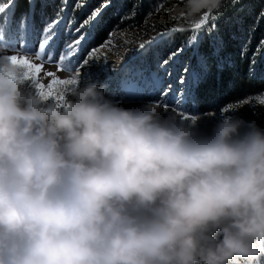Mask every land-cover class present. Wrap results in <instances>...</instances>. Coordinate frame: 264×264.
<instances>
[{
    "label": "clouds",
    "instance_id": "1",
    "mask_svg": "<svg viewBox=\"0 0 264 264\" xmlns=\"http://www.w3.org/2000/svg\"><path fill=\"white\" fill-rule=\"evenodd\" d=\"M0 264H264V126L81 79L61 106L0 59Z\"/></svg>",
    "mask_w": 264,
    "mask_h": 264
},
{
    "label": "trees",
    "instance_id": "2",
    "mask_svg": "<svg viewBox=\"0 0 264 264\" xmlns=\"http://www.w3.org/2000/svg\"><path fill=\"white\" fill-rule=\"evenodd\" d=\"M111 1L114 3L103 10L101 23L94 28L97 40H104L112 27L126 22L121 17L123 11L135 13L127 25L131 22L139 24L160 0H91L90 8H103L102 5ZM36 2L37 9L30 16L33 22L41 25L42 18L48 15V8H39V0ZM223 2L217 28L214 27L208 37L202 36L201 51L211 70L196 89L198 107L203 112L256 98L264 91V47L261 46L264 41V0ZM19 3L20 0H16L14 14L18 12ZM44 5L47 6L46 1ZM21 8L26 11V3H22ZM86 15L85 10L75 11V22L82 21Z\"/></svg>",
    "mask_w": 264,
    "mask_h": 264
},
{
    "label": "snow or ice",
    "instance_id": "3",
    "mask_svg": "<svg viewBox=\"0 0 264 264\" xmlns=\"http://www.w3.org/2000/svg\"><path fill=\"white\" fill-rule=\"evenodd\" d=\"M12 7H14V5L7 2H0V14L6 13V11H9ZM106 7L107 4L103 5V8ZM160 7H163V5L158 6L156 10L159 11ZM219 8L220 6L214 9ZM218 15L219 12L214 15L212 11L209 10L205 12L199 20L194 21L192 23L193 35L189 39L188 44H196L198 47L199 39L197 34L205 29L211 19L213 24L211 27L207 28V31L210 32L215 27V20ZM101 16L102 8H96L91 11L87 18L75 29L76 33H79V36L64 44L57 57L56 51L59 34L55 29L60 22L59 16H57L56 20L45 23L42 30L37 31L31 16L21 17V20L13 26L14 13H10L2 24L3 33H6L10 38V44L6 45V47L11 46L15 48L16 42L20 41V48L16 51V54L0 55V59L7 60L11 64L22 68L24 80L34 82L45 99H52L63 106L66 100V92L70 90L72 86H75L81 79V70L88 66L94 59L98 58L102 49L111 46L110 36L109 40L104 44L99 47H92L91 51L87 52V56L82 62L78 58L75 62L71 59L77 57V53L83 52L92 45V29L101 23ZM82 29L87 30L82 31ZM171 31H177V29H172ZM34 35L37 37L36 43H33L31 39ZM168 35V32L157 33L156 36H153L148 41L140 43L139 49L144 50L143 54L147 55L150 50L159 48L160 44L164 42L165 37ZM261 46H264V41H261ZM178 51L180 50L166 53L165 57H159L156 53H153L155 58L154 68H149L146 74L137 72L133 78L125 79L122 82V87L126 96L143 101L145 95L148 93L161 95V100L157 101L156 105L159 107L162 105L166 110L168 108V103L164 102V97H167V89L165 86L167 85V88L171 89V83L165 79L163 73H166L168 76L172 75L169 68L175 63L174 58L178 56ZM34 60L39 62H34ZM46 62L49 64L56 63L59 69L71 72L73 75L69 79H59L54 72L48 71L45 75L52 77V81L46 86L44 83H41L39 79ZM184 72H188L187 66L184 67ZM195 75L196 73L194 72L193 76ZM136 77H139V79ZM180 83L182 85L184 84V77L180 78ZM190 96L191 89L186 86L182 90L181 98L177 100V103L187 105ZM175 98L176 94L173 92V96L168 99L171 100ZM259 101L261 105H264V96L259 97ZM242 103L246 104L248 101L245 99ZM232 107H236V105L230 103L223 109L227 110ZM163 114L167 115L168 113L165 111ZM195 117L196 116H192L191 118Z\"/></svg>",
    "mask_w": 264,
    "mask_h": 264
},
{
    "label": "rangeland",
    "instance_id": "4",
    "mask_svg": "<svg viewBox=\"0 0 264 264\" xmlns=\"http://www.w3.org/2000/svg\"><path fill=\"white\" fill-rule=\"evenodd\" d=\"M44 1L47 2L46 7L44 5ZM0 2H7L9 4L14 2V7H12L9 11H6V13L2 14L1 18H0V53L2 55H4L5 51L1 47H6V45H9L10 44V38L6 33H3L2 24H3L4 19H6L10 13H13L15 11L16 0H0ZM163 2H164L163 0H160L156 4H154V6H157V4H162ZM222 2H223V0L221 1L220 6H221ZM22 3H26V7H27L26 11L23 8H21ZM39 3H40L39 8H43V9L48 8V10H47L48 15L46 17L42 18V24L41 25L36 24L34 22V24L36 25L37 31L42 30L45 23L54 21V20H56L57 16H59L60 22L57 25L55 31L57 33H59V31H62L64 33L63 38H72L71 40H74L79 36V33H76L75 29L77 27H79L80 23L84 20L83 19L82 21H80V22L78 21V23H76L74 20L75 11L85 10L86 14H87L86 15V18H87V16L90 14V12L94 10V9L90 8L91 0H39ZM113 3L114 2L111 1L109 4H107V7H111V5ZM18 5H19L18 12L16 14H14V17H13V26H15V24L21 20V17L30 16V14L32 15L34 13L35 9H37L36 0H20V3ZM77 5H80V6H77ZM102 7H103V5H102ZM28 10H30V11H28ZM103 10H105V8H102V15H103ZM208 11L209 10L205 9V10H202L200 13L191 14L190 10L188 8V5H187V0H178V2L172 3V4L165 1L163 3V7L159 8V11L157 14L153 15V12L151 10L146 15V17H147L152 12L150 14L149 18L147 19L148 20L147 23L145 25H138V26L137 25H127L129 23V21H131L130 20L131 13H129L127 10L123 11L121 17L126 22L121 21L123 23V25H117V29L119 31L117 33H115V34L113 33L111 35V46L102 49V51L100 52V55H99L101 61L106 60V61L110 62L109 63V69L112 70V73L110 72V74L108 75V73L105 72L107 70L102 69L103 68V66H102V68L100 69V71L102 72L101 76L99 78H97L96 79L97 81H95V82H98L99 84L105 86V90L111 89L112 83H115L116 86H118L120 93H123L124 89L122 87V82L125 79L133 78L134 74H135V70H137V69L132 70V68H134V67L136 68L138 65L143 70H147L148 67L150 66V65H148V61H154V56L152 57V55H153V53H156L155 52L156 50L152 49L149 51L150 54L152 53V55H151L152 58L150 57L149 54H147V55L141 56L140 58H137V59H133V56H132L131 60L127 63H121L120 64L119 62L124 61L127 58L128 54H130L131 52L140 51L139 50V44L142 42L148 41L149 39H151L154 36V34L156 36L157 33H162L165 31L172 30V29H181V30H183L181 38L186 39V37L192 36V34H193L192 23L194 21L199 20L203 16V14L205 12H208ZM211 11L214 15L217 12H219V15H220L219 9H212ZM219 15L217 16V18L215 20V25L217 24L218 20L220 19ZM101 18H102V16H101ZM212 24H213V21L210 19L208 22V25L212 26ZM73 25H75V26H73ZM159 27H160V29H159ZM153 28H154V30H153ZM215 28H217V27L215 26ZM86 30L87 29H82V31H86ZM197 35H198V38L202 37V36L208 37V35H211V32L207 33V29L205 28V29L201 30ZM34 39H32V42L36 43V41ZM107 39L109 40V38H107ZM70 41H68V42H70ZM105 42L103 41V44ZM20 43H21L20 41H17L16 47L19 46V48H20ZM63 46H64V44H63V40H62V48H63ZM7 47H9V46H7ZM60 50L56 51L57 57L59 55ZM90 51H91V49H90ZM81 53H77V57H74V60H72V61L75 62L76 59L78 58L82 62L83 60L78 57ZM143 53H144V51H143ZM86 56H85V58H86ZM186 62L187 61H182L180 63L181 67H179L177 70H175V73H174L175 78L174 79H170V77L166 73H163V75L165 76V79L168 80L170 83H173L174 81L179 82L180 78L183 77L184 75H186V78L184 80L189 81V79L193 78L194 72L192 70L189 69L187 73L184 72V67L186 66ZM114 64H117L116 68H114V66H113ZM177 64H179V61L177 62ZM208 68L210 70V65H208ZM57 78L61 79L60 77H57ZM69 78H71V77L67 76L64 79H69ZM136 78L139 79V77H136ZM39 79H40L41 83H44L46 86H47V84H49V82L52 81V80H50V81L44 80L43 74L39 76ZM188 81H184L183 86L189 87ZM165 88L167 89V85L165 86ZM177 91H178V89L174 86V90H172V94L168 93V92H167V94L171 95L170 97H172L173 92L176 93ZM157 96L158 95L153 96V98H155V101H158L161 98V96H159V97H157ZM122 97H123L122 99H120V98H115V99L120 101L126 107H134L140 103H143V102H137V100H139V99L127 97L125 93L122 94ZM170 101H173V99L169 100V99L164 98V102L168 103V108L165 110L163 108V106L161 105L160 109L162 112L166 111L168 114H174L177 116H181L183 118L187 117V116L189 118V116H191V115L186 114V112L184 111V109L186 107V106H184V104L183 105L182 104L181 105H175V106H173V108L176 110H172V108H170L171 104H169ZM153 103L156 104L157 102H153ZM256 105L253 104V106H250V108H251L250 110L253 111L255 118L257 117L256 118L257 122L263 126L264 118L260 115V113L256 114L255 109H254V107ZM195 115L203 117L200 114H195ZM260 121H261V123H260Z\"/></svg>",
    "mask_w": 264,
    "mask_h": 264
},
{
    "label": "bare ground",
    "instance_id": "5",
    "mask_svg": "<svg viewBox=\"0 0 264 264\" xmlns=\"http://www.w3.org/2000/svg\"><path fill=\"white\" fill-rule=\"evenodd\" d=\"M165 1L169 2L171 4L178 2V0H164V2ZM163 3L159 4V6L163 5ZM11 4H13V2ZM156 7L157 6H154V8L152 9L153 15L158 13V11L156 10L158 7L157 8ZM150 14L147 17H145L144 20L141 23L138 24V23H132L131 22L130 25H137V26L138 25H145L147 23V21H148L147 19L149 18ZM1 15L2 14H0V17H1ZM134 17H135V13H131L130 20L134 19ZM73 26H75V25H73ZM210 26L211 25H207L205 28L207 29ZM159 29H160V27H159ZM153 30H154V28H153ZM118 31L119 30L117 29V25H115L107 33V36L105 37L104 40H97L96 36L94 34V28H93L92 29V35H93V43H92V45L88 49L84 50L78 57L83 60L85 58V56L87 55V52L90 51V49L92 47H99L100 45L103 44V41L104 42L108 41L107 38H109L113 33L114 34L117 33ZM165 32H168L169 35L167 37H165L164 42L160 44L159 48L155 49L156 50L155 52L157 53V55H159V57H165L166 53H170L172 51L180 50V51H178V56L176 58H174L175 59V63L171 66V68H169V71L172 72V75L169 76L170 79H174L175 78V74H174L175 70H177L179 67H181L180 63L182 61H187L186 62V66L188 67V70L190 69V70H192L193 72L196 73V75L193 76V78L189 79V81L188 80H184V81H188L189 87L191 89V96H190V99H189V103L187 105H184V106H186L184 111L186 112V114L191 115V116H196L195 114H200V115L203 116V118L212 117V114H206V113H208V111H204L203 112V111L199 110L198 101H197V98H196V89H197V87L202 83L204 77L207 74L211 73V71L208 68L207 61H206L205 57L202 54L203 52L201 51V43H202L203 37H199L198 38L199 39V45L197 47L196 44H191V45L188 44V41L191 38V36L190 37H186V39L181 38L182 32H183V30H181V29H177V31L169 30V31H165ZM58 34H59V39H58L57 51L62 48V40H63V44H66V43H68V41H70L72 39V38H63V34L64 33L62 31H59ZM154 36H155V34H154ZM32 39H34L37 42V37L35 35L32 37ZM1 48L5 51L4 55L5 54L11 55V54H16V51L19 49V46L15 47V48H12L11 46H9V47H1ZM139 50L140 51H138V52H131L130 54H128L127 58L124 61H121L119 63L121 64V63L129 62L131 60L132 56H133V59H137V58H140L141 56H144V54H143L144 50H141V49H139ZM148 54L151 57L152 53L150 54V52H149ZM0 55H2V54L0 53ZM153 56L154 55H152V57ZM71 59L74 60V57L71 58ZM178 61H179V64H177ZM34 62H39V61H35L34 60ZM109 63L110 62H108L106 60L101 61L100 60V56L98 58L94 59L88 66H86L84 69L81 70V80H83L84 82H89V81L95 82V81H97L96 79L101 76L102 72L100 71V69L102 68V66H103L102 69H106L107 71H105V72H107L108 75H109L110 72L112 73V70L109 69ZM148 65H150L148 67V69L149 68H154L155 67V58H154V61H148ZM113 66H114V68H116L117 64H114ZM135 69H137V70H135ZM132 70H135V74L137 72L144 73V74L147 73V70H143L138 65H137L136 68L135 67L132 68ZM48 71L54 72L55 75L57 77H60L61 79H64L67 76L71 77L73 75V73H71V72L59 69L58 68V64H56V63L49 64V63L46 62L44 64V68L42 69V72L40 74V75H42V74L44 75V80H49V81L52 80V77H48L47 75H45V73L48 72ZM135 74H134V76H135ZM183 77L185 79L186 75H184ZM49 83H51V82H49ZM174 86L178 89V91L175 93L176 94V98L173 99V101L169 102V104H171L170 108H173V106H175V105H181L182 104V103L178 104L177 100H179L181 98V92L186 87V86H183L180 83V81L179 82L174 81L173 83H171V89L167 88V92L172 94V90H174ZM124 93H125V91H123V93H120V90H119L118 86H116L115 83H112L111 89L105 90V94L108 95V96H112L113 98L122 99L123 98L122 94H124ZM153 96H155V95L152 94V93H148L147 95H145L143 101L137 100V102H145V101L157 102V101H155V98H153ZM159 96H161V95H158L157 97H159ZM170 96L171 95L167 94V97H164V98L168 99ZM261 96H264V91L262 92L261 95L259 94L258 97L248 99L247 100L248 103H246V104L242 103V102L233 103V104L236 105L235 109L238 111V114L241 115L246 120H248V119L257 120L256 119L257 117L255 118V115H254L253 111L250 110L251 109L250 106H253V104H255V105L257 104L255 106L256 108L254 107L255 112H256V114L260 113V115L264 118V105H261L260 101H259V97H261ZM159 100H161V98ZM122 105L124 106V104H122ZM227 105L228 104L219 106V107L216 108V110L209 111V112L213 113V117H215L220 112V110L223 109L224 107H226ZM184 118H188V116L184 117ZM260 123H261V121H260ZM263 126H264V124H263Z\"/></svg>",
    "mask_w": 264,
    "mask_h": 264
},
{
    "label": "built area",
    "instance_id": "6",
    "mask_svg": "<svg viewBox=\"0 0 264 264\" xmlns=\"http://www.w3.org/2000/svg\"><path fill=\"white\" fill-rule=\"evenodd\" d=\"M239 1H240V0H239ZM158 6H159V4H157V7H158ZM157 7H156V8H157ZM222 9H223V8H219V11H223ZM172 110H176V109L172 108ZM206 114H212V117H213V113L208 112V113H206ZM190 117H192V116H189V118H190ZM200 117H201V116H200Z\"/></svg>",
    "mask_w": 264,
    "mask_h": 264
}]
</instances>
